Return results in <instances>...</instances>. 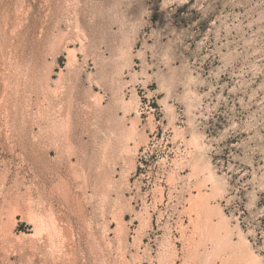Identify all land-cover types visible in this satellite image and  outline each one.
I'll return each mask as SVG.
<instances>
[{"label":"rangeland","instance_id":"obj_1","mask_svg":"<svg viewBox=\"0 0 264 264\" xmlns=\"http://www.w3.org/2000/svg\"><path fill=\"white\" fill-rule=\"evenodd\" d=\"M0 264H264V0H0Z\"/></svg>","mask_w":264,"mask_h":264}]
</instances>
